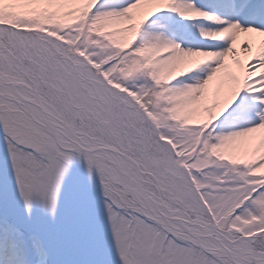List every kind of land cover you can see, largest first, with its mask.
<instances>
[{
	"label": "snow or ice",
	"instance_id": "snow-or-ice-1",
	"mask_svg": "<svg viewBox=\"0 0 264 264\" xmlns=\"http://www.w3.org/2000/svg\"><path fill=\"white\" fill-rule=\"evenodd\" d=\"M0 264H264V0H0Z\"/></svg>",
	"mask_w": 264,
	"mask_h": 264
}]
</instances>
